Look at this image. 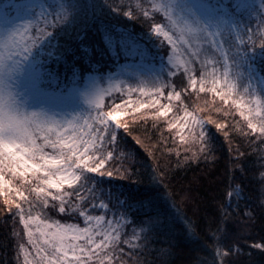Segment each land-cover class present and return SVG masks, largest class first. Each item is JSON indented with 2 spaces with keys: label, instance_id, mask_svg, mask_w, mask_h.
Masks as SVG:
<instances>
[{
  "label": "trees",
  "instance_id": "16d2710c",
  "mask_svg": "<svg viewBox=\"0 0 264 264\" xmlns=\"http://www.w3.org/2000/svg\"><path fill=\"white\" fill-rule=\"evenodd\" d=\"M152 1L46 0L49 14L33 20L32 35L40 37L36 47L53 56L51 81L62 85L70 77L82 81L85 75H112L126 60L152 64L159 63L158 56L169 57L171 47L153 32L167 18ZM258 16L264 32V11ZM261 34L253 48L264 54ZM257 65L264 75V58ZM178 92L173 111L186 108L205 121L212 118L203 145L182 142L177 127H168L169 121L176 123L177 111L154 119L157 110L144 107L119 119L131 131L120 129V150L130 153L128 173L89 175L95 177L97 197L123 216L129 241L122 245L124 258L128 264H213L220 259L219 242L233 246V264H264V247H255L264 245V143L255 133L235 131L239 123L248 132L232 100L186 87ZM63 190L71 191L68 186ZM3 200L0 196V264H17V241L27 237ZM47 210L63 222L80 220L51 206ZM133 234L139 239L133 240ZM118 259L119 254L112 264Z\"/></svg>",
  "mask_w": 264,
  "mask_h": 264
},
{
  "label": "snow or ice",
  "instance_id": "6c2138e0",
  "mask_svg": "<svg viewBox=\"0 0 264 264\" xmlns=\"http://www.w3.org/2000/svg\"><path fill=\"white\" fill-rule=\"evenodd\" d=\"M33 29L34 25L29 24L7 38L0 39V71L8 61L26 56L36 46L40 37H33ZM153 31L167 40L175 55L178 49L172 34L165 31L160 24L154 25ZM180 31L188 36L200 37L198 29L187 25ZM41 34L46 36V30H41ZM261 36L260 46L264 47V32ZM180 39L191 50L189 59L181 63L184 71L189 74L190 86L194 88L197 81L188 65L193 60H200L199 50L193 48L185 36L182 35ZM240 43L245 41L241 39ZM247 43L256 45L252 36H249ZM208 63L214 64L215 61L209 60ZM216 71L213 68L210 73L206 72L201 76L200 91H204V84L208 82L206 77H211V91L216 92L223 99L234 91L235 84L227 80V71L223 81L216 76ZM3 81V77L0 76V85ZM218 85L226 86V91L218 92ZM162 88L163 85L156 90L157 96ZM131 91L129 89V93ZM104 95L105 93L101 92L93 101L97 108L103 106ZM173 97L179 100L180 93L175 91L168 93L169 99ZM154 102L158 103V100ZM130 103L132 111L138 112V102ZM232 103L246 121L248 130L245 132L237 123L235 131L245 136L248 133H255L260 142L264 143V108L257 107L253 110L243 102V97L233 100ZM127 104L128 102L124 107L116 106L108 112H98L96 116H90L83 123H80L78 118L58 120L34 112L30 127L21 129L17 125L10 124L8 135H5L4 127L0 125V196L4 198V205L8 206L7 213L13 218L18 217L19 224L23 226V235L27 237L26 241L23 237H19L17 241V264H112L117 259V254H119L118 264H128L122 247L129 243L125 238L127 233L123 231L124 225L115 219L107 220L103 215L93 216L87 207L90 205L93 211L97 207L96 187L93 186L95 177L89 176L88 173L112 176L127 174L129 171L130 153L120 150L122 136L120 129L128 135H131V131L127 123L118 119V116L128 114ZM139 107L143 108L146 105L139 102ZM171 110L170 105H161L159 112L152 113V116L154 119L166 116ZM138 118L133 116L134 120ZM173 119L177 118L174 116ZM112 121H115V124ZM206 122L212 123V118L208 117L207 121L203 118L197 119L185 108V117L179 127L182 132L187 130L188 134H181L180 140L186 144L199 141L203 145L206 140V133L203 130ZM197 126L201 129L199 133L195 131ZM168 127L176 128L177 124L169 121ZM216 128L224 130L220 123H216ZM224 133L228 136L227 131ZM136 142L141 143L139 138ZM47 148L53 151H45ZM199 151L203 152L205 148L202 146ZM195 155L194 152L193 156ZM125 161L128 163L125 164ZM116 162L119 163V168L115 166ZM109 163H112V167L106 168ZM65 185L71 191L63 190ZM50 189H56L57 192L54 194ZM50 206L57 208L59 213H78L84 218L87 226L82 228L75 223L62 224L55 219L41 220L39 215L31 214L34 208L47 210ZM100 207L107 209L108 204L101 199ZM33 224L37 226L33 228ZM217 232L220 233V230L217 229ZM132 239L136 240L139 237L133 234ZM223 245L218 242L220 259L214 260L213 264H233L230 259L233 255V246L227 245L225 248ZM144 247H147L146 243ZM255 247L260 248L264 245L257 244ZM128 259L130 260L131 256ZM135 264H140V261L137 260Z\"/></svg>",
  "mask_w": 264,
  "mask_h": 264
},
{
  "label": "rangeland",
  "instance_id": "374dc122",
  "mask_svg": "<svg viewBox=\"0 0 264 264\" xmlns=\"http://www.w3.org/2000/svg\"><path fill=\"white\" fill-rule=\"evenodd\" d=\"M153 1L154 4L155 2L158 4L159 10L167 18L166 22L160 25L172 34L178 49L174 55L167 40L153 31L172 49L169 57L158 56L159 63L149 64L143 60H126L124 63L121 62V68L112 75L90 74L85 75L82 81L70 77L62 85H58L51 81L54 78V70L51 69L49 62L53 57L52 54L35 46L26 56L8 61L4 69L0 71V76L30 110L58 120L78 118L79 122L83 123L90 116H96L98 112H108L116 106L124 107L126 102H128V113H130L133 112L130 103L132 101L138 102V110L142 109L139 107V102L146 107L155 108L157 112L161 105H170L172 110L167 114L172 115L177 111L175 120L178 135L187 133V130L182 132L179 127L185 117V111L178 108L173 111L176 99L175 97L169 99L168 93L178 92L183 87L191 91L203 92L200 91L201 76L206 72L210 73L213 68L217 70L216 76L221 81L225 79V71H227V80L235 84L234 91L226 95L224 100L233 101L243 97V102L253 110L257 107L264 108V75L257 65L259 58H264V54L256 51L253 48L254 45L247 43L249 36L257 42L262 33L258 14L259 10L264 11V0H246L245 5V0ZM254 1L257 4H254ZM48 14L49 8L46 0H0V39L7 38L29 24L32 25L33 20ZM185 25L198 29L200 37L182 33L180 29ZM182 35L189 40L193 48L199 50L200 54V60H193L188 65L197 81L194 88L190 86L189 74L184 71L181 63L187 61L191 54L187 44L180 39ZM241 39L245 43H240ZM125 47L126 45L123 49ZM125 50L131 53V49L126 48ZM209 60H214L215 63H208ZM206 79L208 82L204 84V91L221 97L211 91V77H206ZM162 85V91L157 96L156 90ZM129 89L132 90L131 93ZM217 90L225 92L226 86L218 85ZM101 92L105 93L103 106L97 108L93 101ZM157 100L158 103H155L154 101ZM245 114H247L246 109ZM193 115L200 119L197 115ZM124 116H118V119ZM112 123L115 124V121ZM206 128L205 123L203 128L205 132ZM200 130L198 126L195 128V131ZM45 151L52 152L53 150L47 148ZM91 174L96 173H88V175ZM50 190L54 194L57 192L56 189ZM100 201L101 199L97 197V207L94 211L91 210L90 205L87 206L90 214L103 215L107 220L115 219L124 225L122 216L109 206L107 209L101 208ZM31 214L39 215L41 220L55 219L62 224L75 223L82 228L87 226L84 218L78 213L69 214L77 215L79 221L67 222L61 221L52 216L48 210L39 207L34 208ZM32 226L35 228L37 225ZM31 258L30 256L29 259Z\"/></svg>",
  "mask_w": 264,
  "mask_h": 264
},
{
  "label": "clouds",
  "instance_id": "9594fccd",
  "mask_svg": "<svg viewBox=\"0 0 264 264\" xmlns=\"http://www.w3.org/2000/svg\"><path fill=\"white\" fill-rule=\"evenodd\" d=\"M30 110L5 81L0 85V125L8 135L10 124L19 126L21 129L31 126L32 114Z\"/></svg>",
  "mask_w": 264,
  "mask_h": 264
}]
</instances>
